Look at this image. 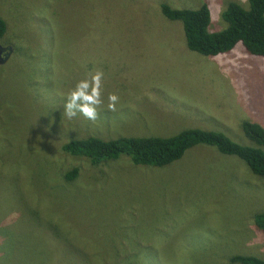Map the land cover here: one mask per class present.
Masks as SVG:
<instances>
[{
  "label": "rangeland",
  "instance_id": "1",
  "mask_svg": "<svg viewBox=\"0 0 264 264\" xmlns=\"http://www.w3.org/2000/svg\"><path fill=\"white\" fill-rule=\"evenodd\" d=\"M233 1L248 0H0L8 28L1 43L17 51L0 65V264L264 258V233L254 223L264 212V179L238 157L198 145L168 167L136 166L126 155L95 167L63 151L88 137L187 129L254 146L242 123L264 127V59L241 44L215 57L190 51L182 23L161 7L206 2L218 32ZM97 72L96 120L67 118L70 93ZM76 168L79 176L67 183L64 175Z\"/></svg>",
  "mask_w": 264,
  "mask_h": 264
},
{
  "label": "trees",
  "instance_id": "2",
  "mask_svg": "<svg viewBox=\"0 0 264 264\" xmlns=\"http://www.w3.org/2000/svg\"><path fill=\"white\" fill-rule=\"evenodd\" d=\"M248 1L249 7L239 2L229 3L221 16L227 27L218 32L211 30L212 13L207 3H203L196 10L176 9L165 3L161 7L167 19L182 23L190 51L206 57H215L229 53L241 44L248 54L264 59V0ZM5 21L0 18V42L5 39L8 31ZM242 129L254 146L241 145L221 132L187 129L170 137H126L110 141L88 137L72 140L63 146V151L72 157H85L95 167L106 164L107 161L119 160L121 156L126 155L136 166L163 168L182 159L186 152L195 146L204 145L214 147L224 155L238 157L255 176L264 179V127L245 121L242 123ZM23 154L26 155L24 149ZM78 176L79 169L76 168L67 172L64 179L69 183ZM16 185L21 187L18 179ZM254 223L258 230L264 233V212L255 215ZM53 233L57 238V228L53 227ZM132 253L140 256L142 252ZM145 256L146 254H143L144 259ZM147 259L146 257L145 264H149ZM230 262L264 264V258L235 255L230 258Z\"/></svg>",
  "mask_w": 264,
  "mask_h": 264
},
{
  "label": "clouds",
  "instance_id": "3",
  "mask_svg": "<svg viewBox=\"0 0 264 264\" xmlns=\"http://www.w3.org/2000/svg\"><path fill=\"white\" fill-rule=\"evenodd\" d=\"M233 2H235V1H233ZM228 5H229V3H228ZM246 6L249 7V1H246ZM176 9H180V8H176ZM192 10H196V9H192ZM223 12H222V14H223ZM0 44L5 48H7V47L12 48L13 47V46H4L1 42H0ZM16 52L17 51H15V49H14V52L11 54V56L6 61V63L10 60V58ZM5 56L6 55H4L3 57H5ZM5 64H3V65H5ZM3 65H1V66H3ZM102 78H103V73L97 72L95 75H93L91 77V82H89V80H87V79H84V80L79 81L76 84L74 90L70 93L69 97L66 100V103L64 104L63 113L67 118L72 119V118L76 117L78 114H81L89 120H96L97 115H98L97 107L102 104L101 91H100ZM108 100H109V108L114 110L116 103L119 100V97L116 96L115 94H112V95H109Z\"/></svg>",
  "mask_w": 264,
  "mask_h": 264
},
{
  "label": "water",
  "instance_id": "4",
  "mask_svg": "<svg viewBox=\"0 0 264 264\" xmlns=\"http://www.w3.org/2000/svg\"><path fill=\"white\" fill-rule=\"evenodd\" d=\"M8 52L6 54L5 57H3L2 55L5 53V52ZM14 52V48L12 47H3L1 44H0V65H3L6 63V61L9 59V57L11 56V54Z\"/></svg>",
  "mask_w": 264,
  "mask_h": 264
},
{
  "label": "flooded vegetation",
  "instance_id": "5",
  "mask_svg": "<svg viewBox=\"0 0 264 264\" xmlns=\"http://www.w3.org/2000/svg\"><path fill=\"white\" fill-rule=\"evenodd\" d=\"M6 54H7V52H5V53L3 54V56L6 55Z\"/></svg>",
  "mask_w": 264,
  "mask_h": 264
}]
</instances>
